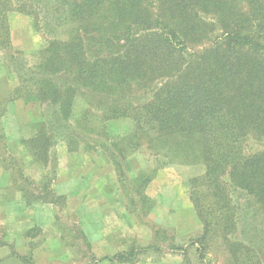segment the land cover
Wrapping results in <instances>:
<instances>
[{
    "label": "trees",
    "instance_id": "trees-1",
    "mask_svg": "<svg viewBox=\"0 0 264 264\" xmlns=\"http://www.w3.org/2000/svg\"><path fill=\"white\" fill-rule=\"evenodd\" d=\"M12 12L45 31L32 64L13 49ZM64 25L70 30L59 34ZM0 54L5 76L17 82L0 101V140L7 102L40 104L42 118L20 142L48 165L58 141L76 140L75 105L89 97L98 123L131 121L127 134L109 138L112 150L101 139L121 177L125 158L143 145L204 166L189 185L201 222L188 245L193 258L187 247H172L182 264H264V0H0ZM81 115L87 128L90 107ZM150 180L143 173L132 185L146 213L153 201L140 189ZM46 198L62 197L47 190ZM149 248L131 245L101 260L135 264Z\"/></svg>",
    "mask_w": 264,
    "mask_h": 264
},
{
    "label": "rangeland",
    "instance_id": "rangeland-1",
    "mask_svg": "<svg viewBox=\"0 0 264 264\" xmlns=\"http://www.w3.org/2000/svg\"><path fill=\"white\" fill-rule=\"evenodd\" d=\"M9 19L18 58L34 63L35 52L46 36L44 29L36 27L33 18L25 13L12 12ZM58 27L59 34L71 28ZM1 56L0 101L17 84L5 76L8 71ZM90 101L89 97L78 98L70 129L76 140L58 141L52 147L48 165L34 162L27 146L20 142L21 137L33 134L32 123L42 118L43 106L21 99L6 104L2 121L6 138L0 140V190L10 188L15 192L27 217L40 223L28 231L30 252L25 255L32 257L36 249V258L42 263L120 264L101 258L135 245L151 247L139 254L135 264H182V251L172 249L179 245L187 247L193 258L195 248L188 245L201 232V222L189 197V185L193 177L203 173L204 166L181 157L170 161L143 145L125 158L126 174L121 177L106 147L113 149L109 138L127 134L131 121L115 119L104 126L98 123L100 112ZM87 107L92 113L91 123L84 128L81 114ZM101 139L107 146L101 145ZM252 143L255 148H263L258 141ZM52 169H56L55 176ZM143 173L151 177L148 185L140 189L153 201L147 213L144 209L148 203H142L141 194L132 190L134 180ZM47 190L62 198L57 203L49 202ZM244 199L238 195L234 201L243 203ZM251 213L256 214L258 222L262 221L255 205ZM2 236L0 228V240Z\"/></svg>",
    "mask_w": 264,
    "mask_h": 264
},
{
    "label": "crops",
    "instance_id": "crops-1",
    "mask_svg": "<svg viewBox=\"0 0 264 264\" xmlns=\"http://www.w3.org/2000/svg\"><path fill=\"white\" fill-rule=\"evenodd\" d=\"M26 214L28 213L21 207L15 192L10 188L0 190V228L4 231L1 241L6 242L0 246V264H49L36 258V249L31 252L33 255L30 260L20 257L30 252L27 244L30 241L28 231L40 224L35 223L34 218H29Z\"/></svg>",
    "mask_w": 264,
    "mask_h": 264
}]
</instances>
